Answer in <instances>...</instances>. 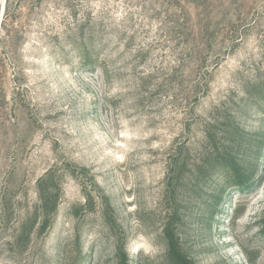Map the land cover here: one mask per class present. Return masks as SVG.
Wrapping results in <instances>:
<instances>
[{"label": "rangeland", "instance_id": "1", "mask_svg": "<svg viewBox=\"0 0 264 264\" xmlns=\"http://www.w3.org/2000/svg\"><path fill=\"white\" fill-rule=\"evenodd\" d=\"M0 264H264V0H0Z\"/></svg>", "mask_w": 264, "mask_h": 264}, {"label": "trees", "instance_id": "2", "mask_svg": "<svg viewBox=\"0 0 264 264\" xmlns=\"http://www.w3.org/2000/svg\"><path fill=\"white\" fill-rule=\"evenodd\" d=\"M93 42H91L92 44ZM84 49L83 51H81V55H83L84 57H88V64L89 65H96L99 63V60L101 59V49L97 48V50L94 48V46L91 45V47L86 46L85 44H83ZM105 45V44H104ZM104 47V46H103ZM90 48L91 51H89L88 49ZM95 53V54H93ZM99 65V64H98ZM99 67V66H98ZM97 67V68H98Z\"/></svg>", "mask_w": 264, "mask_h": 264}]
</instances>
